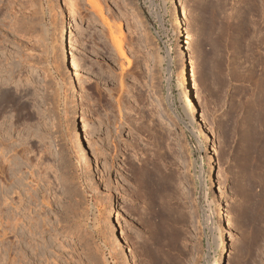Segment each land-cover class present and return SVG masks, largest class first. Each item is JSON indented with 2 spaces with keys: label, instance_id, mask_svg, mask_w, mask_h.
Returning a JSON list of instances; mask_svg holds the SVG:
<instances>
[{
  "label": "rangeland",
  "instance_id": "374dc122",
  "mask_svg": "<svg viewBox=\"0 0 264 264\" xmlns=\"http://www.w3.org/2000/svg\"><path fill=\"white\" fill-rule=\"evenodd\" d=\"M59 1L73 19L76 96L50 47L56 0H0V191L14 197L10 161L18 153L21 185L37 190L35 209L51 225L39 229L37 250L29 236L19 244L0 233V264L13 257L10 264H128L104 226L110 198L132 264H213L221 243L219 264H264V146L255 144L264 126L256 127L252 96L254 72L264 68V0H175L181 47L170 43L163 0H92L98 13L88 0ZM185 61L194 76L192 112L180 79ZM74 109L92 164L69 134ZM28 169L43 179L38 186Z\"/></svg>",
  "mask_w": 264,
  "mask_h": 264
},
{
  "label": "bare ground",
  "instance_id": "6f19581e",
  "mask_svg": "<svg viewBox=\"0 0 264 264\" xmlns=\"http://www.w3.org/2000/svg\"><path fill=\"white\" fill-rule=\"evenodd\" d=\"M88 2H89V5L93 8V9H95V8H97L98 6H96L95 5V3L92 1V0H88ZM91 3V4H90ZM93 3V4H92ZM163 4L164 5H166V7H170V12H169V14H170V20H171V40H170V43H173L174 45H176L177 47H181V44H182V42H183V38H182V36H183V27H184V22H183V18H182V15H181V9L179 8V6H178V4L175 2V0H163ZM94 5L96 6V7H94ZM261 5H264V3H261ZM53 10H54V12H55V14H56V17L58 18V20H57V23L56 24H54V28H53V30H54V33H53V35H52V39H51V45H50V47H51V50H52V52H55L56 53V56H55V59H57V61H59V56L61 57V60H60V66L63 68V69H66V73L68 74V81H69V87H68V89L70 90V93L72 92V95L73 96H76L77 95V93H78V89H77V87H76V85H75V80L73 79V73L77 70V67H76V63L74 62V57H73V55H72V53H71V51H69V47H68V44H69V41H70V35H69V30L71 29V22H73L72 20V17L71 16H68L67 15V13H65V11H64V9H63V6H62V4H61V2L59 1V0H56V2L54 3V6H53ZM99 9H95V11L97 12ZM98 13V12H97ZM99 14H100V16H101V12L99 11ZM102 17V16H101ZM117 27V26H116ZM118 27H120V25L118 26ZM117 27V28H118ZM121 28V27H120ZM116 30V29H115ZM119 31H120V29H118ZM117 31V30H116ZM118 32V31H117ZM119 33V32H118ZM120 33H121V31H120ZM121 36V35H120ZM120 40V39H119ZM114 41V40H113ZM116 42H118V41H116ZM115 42V43H116ZM118 45V46H117ZM121 45V44H120ZM122 46V45H121ZM119 47V42L118 43H116V48L117 49H120V48H118ZM122 49V48H121ZM121 50H119L118 52H120ZM123 51V50H122ZM54 53V54H55ZM121 54V53H120ZM123 55V54H122ZM121 56V55H120ZM59 58V59H58ZM254 75L256 76V83H255V87H254V91H253V93H252V96H253V99L255 100V99H257V104L255 105L256 106V110H257V115H256V127H257V129L260 127H262V126H264V123H261L260 122V120H262V119H260V116L262 115V114H264V68L263 67H261L259 70H256V72H254ZM73 79V80H72ZM180 79H181V85H182V88H183V96H184V108L186 109V111H190V112H192V111H194L195 110V107H194V105H193V94H192V92H191V86H192V84L194 83V76H193V73H192V70H191V65H190V63L189 62H187V61H185V62H183L182 63V67H181V72H180ZM0 92H2V91H0ZM5 93V92H4ZM123 93V91L121 92V94ZM6 94V93H5ZM4 94V95H5ZM9 94V93H8ZM120 94V95H121ZM2 97H3V95L2 94H0ZM0 96V98H2ZM9 97V96H8ZM119 97V96H118ZM121 97V96H120ZM4 98V97H3ZM6 98V97H5ZM15 98V97H14ZM122 98V97H121ZM16 99V98H15ZM5 100V99H4ZM3 100V101H4ZM11 100H12V98H11ZM9 101V100H8ZM17 101V100H16ZM120 101H122V100H117V102H116V104H117V106L118 105H120ZM4 102H7V100H5ZM17 103V102H16ZM7 104V103H6ZM6 104H4V105H6ZM14 104V103H13ZM18 104V103H17ZM122 104V103H121ZM6 106H8V105H6ZM21 106H22V104H21ZM0 107H2V106H0ZM4 107V106H3ZM2 107V108H3ZM120 107V106H119ZM11 108V107H10ZM118 108V107H117ZM121 108V107H120ZM120 108H119V112H120ZM4 110H6L5 109V107L3 108ZM10 111V110H9ZM0 112H1V110H0ZM3 113H4V111H2ZM6 113V112H5ZM9 113V112H8ZM192 115V114H191ZM4 117V116H3ZM9 126H11L10 124H8ZM138 125H140V124H138ZM13 126V125H12ZM9 128V127H8ZM264 128V127H263ZM11 129V128H10ZM70 129V135H71V133H72V139H73V141H74V143H76V144H78V145H80V146H82V148H83V150H84V152L87 154V159H88V162L90 163V164H92L93 162H95V160H96V155H95V153H94V151L90 148L91 147V145H89V142H88V140H87V138L85 137V133H84V131L83 130H81V128H80V121H79V117L77 116V109H74V111L71 113V118H70V121L68 122V130ZM7 131H8V129H6ZM255 130V129H254ZM10 131V130H9ZM137 131H140V130H137ZM261 131V130H260ZM258 130H255L254 131V134L253 135H259L258 134ZM5 134H7V133H5ZM8 134H9V132H8ZM261 134V133H260ZM21 136H22V134H20ZM19 135V136H20ZM7 136V135H6ZM2 137V136H1ZM8 137V136H7ZM23 137V136H22ZM130 137V136H129ZM132 137V136H131ZM147 137V136H146ZM158 137H160V136H158ZM252 137V136H251ZM257 137H259V136H257ZM21 138V137H20ZM23 138H25V137H23ZM153 138H156V137H153ZM255 138V137H254ZM7 139H9V137L7 138ZM22 139V138H21ZM130 139V138H129ZM132 139V138H131ZM256 139V138H255ZM2 140V139H1ZM0 140V141H1ZM11 140H12V138H11ZM10 140V141H11ZM16 140V139H15ZM25 140V139H24ZM23 140V141H24ZM27 140V139H26ZM25 140V141H26ZM257 142L255 143V144H258L259 145V143H260V145H259V150H261L262 148H261V142H263V146H264V136H262V135H260V138H257ZM8 141V140H7ZM13 141H14V139H13ZM12 141V143H14ZM114 141V140H113ZM135 141V140H134ZM133 141V142H134ZM3 142H5V141H3ZM16 142V141H15ZM142 142V141H141ZM252 142V141H251ZM21 143V142H20ZM26 143H28V142H26ZM127 143V142H126ZM155 143H156V140H155ZM9 144V143H8ZM125 144V143H124ZM134 144H135V142H134ZM157 144H158V142H157ZM254 144V145H255ZM7 145V144H6ZM116 145V144H115ZM131 145H132V143H131ZM137 145V144H136ZM258 145H257V147H258ZM1 146V145H0ZM16 146H18V145H16ZM15 146V147H16ZM20 146H21V144H20ZM133 146V147H132ZM132 146H130V144H129V147H131V148H133V149H135L134 148V145H132ZM138 146V145H137ZM262 146V147H263ZM8 147V146H7ZM19 147V146H18ZM25 147H27V145L25 146ZM29 147V146H28ZM159 147V146H158ZM3 148L5 149L6 147H4L3 146ZM20 148H22V147H20ZM19 148V149H20ZM256 148V147H255ZM0 149H2V148H0ZM3 150V149H2ZM31 150V149H30ZM126 150V149H125ZM259 150H258V152H259ZM5 151V150H4ZM7 151V150H6ZM5 151V152H6ZM15 151H16V149H15ZM22 151H23V149H22ZM29 151V150H28ZM128 151H132V153H134V151L133 150H128ZM245 151V150H244ZM256 151V150H255ZM0 152H1V150H0ZM5 152H3V153H5ZM8 152V151H7ZM24 152V151H23ZM26 152V151H25ZM116 152V151H115ZM254 152V151H253ZM261 152V154H262V151H260ZM260 152H259V154H260ZM256 153H257V151H256ZM33 154V153H32ZM245 154V153H244ZM254 154H255V152H254ZM260 154V155H261ZM11 155H12V153H11ZM10 155V156H11ZM23 155V154H22ZM114 155V154H113ZM257 155V154H256ZM260 155H257L258 157L260 156ZM1 156V155H0ZM5 156V155H4ZM7 156V155H6ZM12 156H14L13 158L11 157V159H13V161H10V162H12V164H10V165H12L13 167L15 166V167H17V168H15L16 170H14V173L11 171L10 173H13L12 175H15L14 177L16 178L15 179V181L17 180V184L15 183H13V185H15L14 187H13V185H12V188H11V185L9 186V188H11V192L14 194L13 196L14 197H8V194L6 193V192H9L8 191V189L7 188H5L4 189V191L5 192H3V191H0V192H3V194H7V196H6V194L3 196L1 193V195H0V197H3L2 199H1V201H2V203H0V204H2V205H0V207H2V208H0V233L2 234V236H8V235H10L11 236V238H13V239H15L14 241H15V243L17 242V243H21L20 242V240L21 239H19V237L21 238V235H24V236H29L27 239L29 240V241H31V242H33L34 240H35V237L36 236H38L39 234H38V231H40L39 229H42V230H44L47 226V228L46 229H48V230H50L49 229V227L51 226H49V225H47L48 223H49V221H48V223H46L47 222V219H48V217H47V215L45 214L46 212H44V213H42V214H40L35 208L37 207V204H36V202H38V200H37V195H36V189H35V191L34 192H32V194H28V192H27V190H25V189H27V188H23L24 186L23 185H21V182L23 181V179H24V176L22 175V172H21V170L18 168V161L17 160H19V159H21L22 158V156L21 155H18V153H16L15 155L13 154ZM26 156V155H25ZM29 156V155H28ZM28 156H26V157H28ZM31 156V155H30ZM256 156V157H257ZM1 157H3V154H2V156ZM36 157V156H35ZM34 157V158H35ZM38 157V156H37ZM255 157V158H256ZM261 157V156H260ZM32 158V157H31ZM245 158V157H244ZM4 159V158H3ZM2 159V160H3ZM6 159V158H5ZM4 159V160H5ZM8 159H10L9 157H8ZM36 159V158H35ZM37 159H39L40 160V158L38 157ZM254 159V158H253ZM260 159V158H259ZM24 160V159H23ZM29 160V159H28ZM20 161H22V159L20 160ZM20 161H19V163H20ZM27 161V160H26ZM25 161V162H26ZM31 161V160H30ZM33 161V160H32ZM6 162V161H5ZM24 162V163H25ZM38 162V161H37ZM7 163V162H6ZM31 163H33V162H31ZM30 163V164H31ZM35 163V162H34ZM148 163V162H147ZM4 164V163H3ZM27 164V163H26ZM26 164H24V165H26ZM30 164H28L27 166H30ZM36 164V163H35ZM40 164V163H39ZM146 164V163H145ZM8 165V164H7ZM21 165V164H20ZM22 165H23V163H22ZM31 165H33V164H31ZM41 165V164H40ZM150 165V164H149ZM2 166V165H1ZM12 166H8V167H10L11 168V170H13L12 169ZM36 166H38V165H36ZM144 166H146L147 167V164L146 165H144ZM7 167V168H8ZM20 167H22L23 168V166H20ZM40 167V166H39ZM41 167H45V166H43V164H42V166ZM40 167V168H41ZM30 168V167H29ZM36 168V167H35ZM46 168V167H45ZM2 169V168H1ZM39 169V168H38ZM3 170L4 169H2V174H3ZM10 170V169H9ZM29 170V169H28ZM33 170V169H32ZM147 170H149V168H147ZM30 171V170H29ZM28 171V172H29ZM44 171V170H43ZM47 171V170H46ZM141 171L142 170H140V173H141ZM145 171L146 170H144V174H145ZM5 172V171H4ZM8 172V171H7ZM36 172V171H35ZM148 171H146V173H147ZM1 173V172H0ZM25 174L27 173L26 171L24 172ZM30 173V175H29V183L30 184H33L32 186H38L40 183H41V181L43 180V179H39L38 180V178H35L34 179V172L33 171H30L29 172ZM37 173V172H36ZM42 173V172H41ZM7 174V173H6ZM38 174V173H37ZM43 174V173H42ZM41 174V175H42ZM48 174V173H47ZM141 174H143V173H141ZM143 174V175H144ZM148 174H150V173H148ZM11 175V174H10ZM40 175V176H41ZM43 175H45V174H43ZM42 175V176H43ZM138 175V174H137ZM140 175V174H139ZM143 175H141V176H143ZM152 176H153V179H154V175L153 174H151ZM151 175L148 177L149 179H150V185L151 186H154L153 185V179H152V177H151ZM5 176V175H4ZM36 176V175H35ZM39 176V177H40ZM54 176V175H53ZM140 176V177H141ZM145 176H147L146 174H145ZM3 177V176H2ZM6 177V176H5ZM4 177V178H5ZM8 178H9V176H7ZM6 177V181H9L10 180V178L8 179ZM28 177V176H27ZM48 177V176H47ZM136 177H138V176H136ZM144 177V176H143ZM45 179H47L46 177H44ZM147 178V179H148ZM1 179V178H0ZM12 179V178H11ZM52 179H53V177H52ZM142 179V178H141ZM143 179H145V178H143ZM146 179V180H147ZM2 180V179H1ZM0 180V181H1ZM4 180V179H3ZM2 180V181H3ZM48 180H50V179H48ZM55 180V179H54ZM5 181V182H6ZM45 181V180H44ZM142 181H145V180H142ZM142 181H141V183H142ZM46 182H47V180H46ZM52 182H53V180H52ZM154 182H155V180H154ZM2 183H4V182H2ZM7 183V182H6ZM43 183V182H42ZM48 183V182H47ZM46 183V184H47ZM49 183H51V182H49ZM56 183H58V182H56ZM146 183H147V181H146ZM146 183H144L145 185H146ZM1 184V183H0ZM26 184H28V182L26 183ZM45 184V183H44ZM143 184V185H144ZM148 184H149V182H148ZM148 184L146 185V188L148 189L149 188V186H148ZM154 184H156V182L154 183ZM3 185V184H2ZM29 185V184H28ZM52 185V184H51ZM56 185V184H55ZM142 185V184H141ZM144 185V186H145ZM157 185V184H156ZM5 186V185H4ZM3 186V187H4ZM8 186V185H7ZM6 186V187H7ZM44 186V185H43ZM45 186H47V185H45ZM150 186V187H151ZM48 187H50V185L48 186ZM58 187V186H57ZM41 188V187H40ZM55 188V187H54ZM157 188H158V185H157ZM3 189V188H2ZM13 189V190H12ZM29 189H31V187L29 188ZM42 189V188H41ZM150 189V188H149ZM153 189V188H152ZM40 190V189H39ZM44 190H46V187H45V189ZM48 190H49V188H48ZM58 190V189H57ZM151 190V189H150ZM149 190V191H150ZM43 191V190H42ZM47 191V190H46ZM45 191V192H46ZM54 191V190H53ZM51 192V191H50ZM38 193V192H37ZM52 193V192H51ZM10 194V193H9ZM47 194H48V192H47ZM53 194V193H52ZM57 194V193H56ZM10 196V195H9ZM12 196V195H11ZM55 196V195H54ZM57 196V195H56ZM68 196V195H67ZM51 197V196H50ZM58 197V196H57ZM52 199V198H51ZM55 199H56V197H55ZM70 199V198H69ZM40 200V199H39ZM48 200V199H47ZM46 200V196H42V201L43 202H45V204L46 205H49V204H51V200L50 201H47ZM64 200V199H63ZM110 200H111V202H110V204L108 205V207L106 208V210L104 211V215H103V218H104V226H105V228L109 231V232H111V233H115V236H114V243L116 244V246H117V248H118V250L121 252V256H122V259L123 260H125L128 264H132L131 263V259H130V256H129V253H128V251H127V247H126V244H125V242H124V240H123V238L121 237V235L119 234V232H118V230H117V227H116V224H115V221H114V219H113V212L115 211V209H116V207L118 206V202H116V199L115 198H110ZM52 201H53V199H52ZM58 202V201H57ZM62 202V201H61ZM40 203V202H39ZM36 204V205H35ZM58 204V203H57ZM62 204H63V202H62ZM55 205V204H54ZM58 206H59V204H58ZM41 208V207H40ZM54 208H56V206L54 207ZM43 209V208H42ZM262 209V210H261ZM36 210V211H35ZM48 210V209H47ZM260 210H261V212H260V215L261 216H263V214H264V204H262L261 206H260ZM40 211V210H39ZM43 211V210H42ZM221 215V214H220ZM256 216V214L254 213V214H252V216ZM44 216H46V217H44ZM47 218V219H46ZM51 224V223H50ZM46 226V227H45ZM42 227H44V228H42ZM41 232V234L42 233H44L43 231H40ZM48 232V231H47ZM26 234V235H25ZM38 234V235H37ZM24 238V237H23ZM13 239H12V241H13ZM26 239V238H25ZM40 238H38V240H39ZM9 240H10V238H9ZM23 240V239H22ZM37 240V239H36ZM1 241V240H0ZM5 241V240H4ZM3 240H2V244H3V242H4ZM10 242L9 243V245H7V248H6V245H5V247L4 248H6L5 249V251H9L8 252V254L9 253H11V249H12V247H13V245H14V242ZM25 241V240H24ZM28 241V242H29ZM40 241V240H39ZM6 242V241H5ZM8 242V241H7ZM27 243V241L25 242V244ZM34 243V242H33ZM32 243V244H33ZM36 243H38V242H36ZM36 243H34L33 245H34V248H36V250H37V248L39 247L38 246V244H36ZM40 243H41V241H40ZM39 243V244H40ZM19 244H17V245H19ZM28 244H30V243H28ZM43 245H44V243H42ZM3 245V246H4ZM24 245V244H23ZM27 245V244H26ZM25 245V246H26ZM31 245V244H30ZM8 246H9V249H8ZM32 246V245H31ZM15 247V246H14ZM17 247V246H16ZM225 245H224V243H221V246H220V250H221V254H220V256L217 258V259H215L214 260V262H213V264H219V262H220V258H221V256L223 255V253H224V251H225ZM7 253V252H6ZM5 255H7V254H5ZM7 257V256H6ZM13 257V256H12ZM22 257V256H21ZM8 258V257H7ZM6 258V259H7ZM4 259V258H3ZM11 259V258H10ZM9 259V263L8 264H10V262H11V260L13 261V259H14V257H13V259H11L10 260ZM24 259V258H23ZM48 259V258H47ZM15 260V259H14ZM17 260V259H16ZM23 261V260H22ZM48 261V260H47ZM7 262H8V260L6 261V264H7ZM15 263V262H14ZM12 264V263H11ZM26 264V263H25ZM47 264V263H46ZM48 264H49V261H48Z\"/></svg>",
  "mask_w": 264,
  "mask_h": 264
}]
</instances>
